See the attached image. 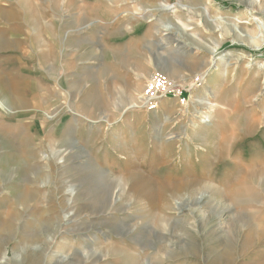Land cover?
I'll return each instance as SVG.
<instances>
[{
	"label": "rangeland",
	"instance_id": "rangeland-1",
	"mask_svg": "<svg viewBox=\"0 0 264 264\" xmlns=\"http://www.w3.org/2000/svg\"><path fill=\"white\" fill-rule=\"evenodd\" d=\"M26 1L0 0V264H264V0Z\"/></svg>",
	"mask_w": 264,
	"mask_h": 264
},
{
	"label": "built area",
	"instance_id": "built-area-1",
	"mask_svg": "<svg viewBox=\"0 0 264 264\" xmlns=\"http://www.w3.org/2000/svg\"><path fill=\"white\" fill-rule=\"evenodd\" d=\"M173 90L175 92L178 91L173 89L172 86L169 85V82L165 77L158 75L152 80H149L145 85L144 97L147 100V103L151 106V108H156L157 104H159L157 103V100L161 98L164 94H170V96H178L177 93L173 92ZM184 101L185 98L182 99V102Z\"/></svg>",
	"mask_w": 264,
	"mask_h": 264
},
{
	"label": "bare ground",
	"instance_id": "bare-ground-1",
	"mask_svg": "<svg viewBox=\"0 0 264 264\" xmlns=\"http://www.w3.org/2000/svg\"><path fill=\"white\" fill-rule=\"evenodd\" d=\"M24 4H25V8L27 9V11H28V15L30 16V19L31 20H33L32 22H36V17H35V14L32 12V7H31V5H29V3L26 1V0H24ZM35 24V23H34ZM175 24H173L172 26H168V30H170V29H174L175 28ZM177 27V26H176ZM159 46H161V45H159ZM170 78H171V80H172V77L170 76V75H168ZM173 81V80H172ZM173 83H175L174 81H173ZM173 88V87H172ZM206 93L205 94H210V90L209 89H206V91H205ZM145 95V94H144ZM205 99V98H204ZM142 100H143V104H145V100H144V97L142 98ZM166 100V99H165ZM165 100H163V101H165ZM163 103V102H162ZM206 104V103H205ZM132 106H137V104L135 103V102H132ZM205 109H207L206 107H205ZM197 113L199 114V115H201L202 113H204L205 114V112L202 110V111H197ZM202 118H203V121L205 122V121H209V116H207V115H204V116H202ZM264 162V161H263ZM260 165V164H259Z\"/></svg>",
	"mask_w": 264,
	"mask_h": 264
}]
</instances>
